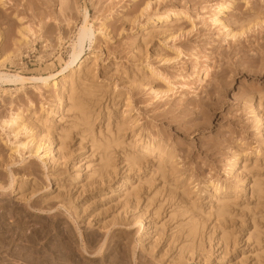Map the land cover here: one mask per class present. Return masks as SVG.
I'll use <instances>...</instances> for the list:
<instances>
[{
    "label": "rangeland",
    "instance_id": "374dc122",
    "mask_svg": "<svg viewBox=\"0 0 264 264\" xmlns=\"http://www.w3.org/2000/svg\"><path fill=\"white\" fill-rule=\"evenodd\" d=\"M58 1L0 7L1 71L57 73L85 7L96 57L63 94L0 91V121L21 116L16 138L0 129V264H264V0ZM14 13L41 37L29 52ZM155 140L172 162L142 148Z\"/></svg>",
    "mask_w": 264,
    "mask_h": 264
},
{
    "label": "bare ground",
    "instance_id": "6f19581e",
    "mask_svg": "<svg viewBox=\"0 0 264 264\" xmlns=\"http://www.w3.org/2000/svg\"><path fill=\"white\" fill-rule=\"evenodd\" d=\"M64 1L65 0H59L58 1V3L60 4L59 10H58L59 16L62 15L63 12H64V11L63 12L61 11V9H63L65 7V4H66V1L65 2ZM230 1L231 2L221 3L219 6H223V7L227 8L228 6H231L232 5V1H234V0H230ZM12 2H11V0H0V7L6 8L7 5L8 6L12 5ZM63 3H64V6H63ZM15 5H17V4H15ZM255 5H253V6L255 7ZM148 7H149V5H148V2H147L145 4V8L144 9L146 10ZM218 10H220V9H218ZM16 11H18V10H16ZM165 15H167V14H165ZM13 16L20 23V26L17 29L18 38L16 39L15 50L17 52H22L23 50L25 52H26V50H27V52H29V51H31L33 49V47L35 45L36 39L39 38L38 40H40L41 37H39V34L32 28V26L29 23L28 24H23L24 17L18 16L16 13H14ZM82 16H83L82 23L79 26V28H78V30H77V32L75 34V38H74V40L72 41V44H71V52L69 54V58L65 62V64L61 67V69L59 71H57V73H52V74L45 75V76H34V75H32V76H26V75H21L19 73H11V72H6V71H1L0 70V91H2V92L5 91V90L7 91L6 86H14V85H17L15 87V90L18 91V90L22 89L24 87V84H26V83H39L43 87H47L48 84L51 81L53 82V85H56L57 87H58V83L60 82L59 83L60 84L59 85V89H60V93L61 94H63L64 91L67 89L66 87H69V90H70L71 89V85H72V79H73V71H71L70 69L73 66H77V71L79 73L80 69L84 71V70H87V68H89L90 65H94L95 60H96V57H93V56H90V55L85 56V53H84L86 43L88 42L89 43L88 46H91L94 43V39H95L94 29L92 27V24L89 22V15H88V11H87V8L86 7L82 11ZM1 17H2V19L8 20L7 16H5V15H2ZM42 20H44V18ZM42 20H41V22H42ZM212 20L214 22H217V20L215 18H213ZM41 22H40V26L42 24ZM47 22L48 23L49 22H52L55 25H59V24H62V23H64V24L66 23V25L68 24V21H66L65 17L62 18L61 21H60V19L58 17H56V16L45 18L44 24H46ZM262 24H264V18H263V20L261 19V20H257V21H253L252 22V26L259 25L260 27H262ZM40 26L37 28V31L38 32H39V29L41 28ZM103 29H105V26H104L103 22H100L99 25H98V27H97V30H103ZM245 29L247 30V28H244L238 34L239 35L242 34V32H244ZM248 29H249V27H248ZM236 34H234V32H233V34L230 33L229 35L231 36V38L235 39V35ZM0 41H1V33H0ZM40 41H42V40H40ZM9 53L10 54H14V53H11V52H9ZM9 56L10 55H7L3 59L4 60H8L9 59ZM81 58H83V59L80 60ZM88 61H91L90 64H88ZM0 62H1V60H0ZM66 72L68 74L65 75V76H63L64 73H66ZM61 75H62V78H61V81H60V79L58 80L57 77L58 76H61ZM246 99L247 100H245L246 101L245 103L247 104V107L250 108V112L253 113V119L256 122H260V115H259V112L258 111L260 109V106L263 103L262 96L261 95H257L256 97H254V96H248V97H246ZM70 100H71V98H70ZM82 105L83 104L80 101H77V102H74V103H72V101L70 102V106L71 107L72 106L75 107V109L79 113V116H80L79 118H81L82 123H83V121L86 119V115H85L86 113H85V110H83V106L85 104L83 106ZM9 116H10L9 118L3 119V120L0 121V129H2V128L3 129L8 128V132L6 134L9 135L11 133L16 138V136L20 132V129H17L16 126L19 125V120H20L21 116L18 113H12V112H11V115H9ZM86 123L84 121L83 124L86 125ZM108 143L109 142L106 141L105 142V146L106 145L109 146L110 143L109 144ZM28 144H29V141L21 142V141L17 140L14 148L12 149V152L13 153L20 154L21 151L25 147L26 148L28 147ZM111 144H110L109 148L111 147ZM39 147H40V145L38 144L37 147L34 150H29V152L30 153H36L38 151ZM47 147H48V151H51L52 140H49L48 141ZM104 147H103V151L104 150H105V152H106V150L109 151L108 150L109 148L107 146H106L107 148H105V149H104ZM142 148L143 149H147V150H149L152 153H155L156 152L160 159H164L166 157V158H168V161H171L172 162V158H173L172 155L173 154H171L170 151L169 152L167 151L168 153H166V156L164 157V155H162V153L165 154V152H163V149L164 148H162V146L160 145V143H159L158 140L152 141L151 144L145 145ZM106 154H107V152H106ZM129 159H130V161L134 162L135 157L134 156H131ZM12 185H13V180H11V182L6 187H1L0 189L2 191H6L7 188H10L11 189L12 188ZM218 189H219L218 186H215L214 187V190H218ZM188 230H189V233L188 234L191 237H195L196 230H197L196 224H192ZM183 254H184L183 253V250H181L180 251V255L183 256ZM93 255H90V257H93Z\"/></svg>",
    "mask_w": 264,
    "mask_h": 264
}]
</instances>
